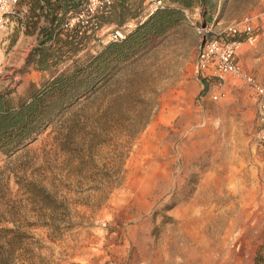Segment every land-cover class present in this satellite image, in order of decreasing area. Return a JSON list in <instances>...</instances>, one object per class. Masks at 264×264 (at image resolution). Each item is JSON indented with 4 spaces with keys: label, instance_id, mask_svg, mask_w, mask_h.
Returning a JSON list of instances; mask_svg holds the SVG:
<instances>
[{
    "label": "rangeland",
    "instance_id": "obj_1",
    "mask_svg": "<svg viewBox=\"0 0 264 264\" xmlns=\"http://www.w3.org/2000/svg\"><path fill=\"white\" fill-rule=\"evenodd\" d=\"M83 2L68 17L89 25L87 48L50 68L28 60L48 22L27 33L18 4L0 30V92L29 97L156 10L113 0L88 13ZM185 12L18 151H0V264H264V142L247 81L264 85V0ZM102 15L113 21L97 26ZM246 19L255 43L229 33ZM206 37L242 42L241 73L226 76L219 100L218 78L197 68Z\"/></svg>",
    "mask_w": 264,
    "mask_h": 264
},
{
    "label": "trees",
    "instance_id": "obj_2",
    "mask_svg": "<svg viewBox=\"0 0 264 264\" xmlns=\"http://www.w3.org/2000/svg\"><path fill=\"white\" fill-rule=\"evenodd\" d=\"M217 0H169L164 8H157L125 38L104 45L97 54H86V59L55 75L41 89L27 98L16 100L12 92H0V151L11 154L18 151L49 126L54 119L78 99L88 95L109 77L117 65L150 46L152 41L166 34L186 17V10L196 4L205 10L216 6ZM29 7L27 33H33L41 18L48 25L40 27L43 39L33 49L29 61L42 68H50V60L72 58L87 48L90 28L66 27L69 14L79 13L83 0H20ZM119 2L114 11L119 12L122 24L130 10ZM110 6V5H109ZM107 7V6H106ZM112 16L102 15L97 26L112 22ZM88 22V21H87ZM64 26L66 28H64ZM32 28V29H31ZM66 30V31H65ZM65 31V37L61 33ZM80 38L78 43L75 39Z\"/></svg>",
    "mask_w": 264,
    "mask_h": 264
},
{
    "label": "built area",
    "instance_id": "obj_3",
    "mask_svg": "<svg viewBox=\"0 0 264 264\" xmlns=\"http://www.w3.org/2000/svg\"><path fill=\"white\" fill-rule=\"evenodd\" d=\"M113 0H86V12H94L97 7L107 6L112 3ZM20 0H0V30L6 29L11 21V16L17 14V6ZM151 6L154 9L163 8V0H150ZM83 11V12H85ZM78 14V13H77ZM84 13H80L76 16L84 17ZM75 18V19H76ZM74 19H69L66 23V27L73 26ZM229 33L233 36L245 33L246 41L249 43H255L258 36L255 34L254 29L249 19H246L236 26L229 28ZM126 32L123 29H116L112 32V40L117 41L125 38ZM242 42L239 40L228 41L220 37H206L202 42L197 59V68L202 72L208 70L213 71V75L218 78L217 91L212 94L214 100H219L224 96L222 89L224 80L228 74H240L241 66L237 61V50ZM247 81L251 84L253 90L258 96V119L260 123V139L264 142V85L254 80L252 77H248Z\"/></svg>",
    "mask_w": 264,
    "mask_h": 264
}]
</instances>
